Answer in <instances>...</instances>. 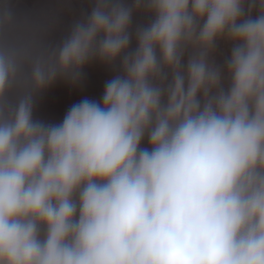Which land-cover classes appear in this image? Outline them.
Returning a JSON list of instances; mask_svg holds the SVG:
<instances>
[{
  "label": "clouds",
  "instance_id": "1",
  "mask_svg": "<svg viewBox=\"0 0 264 264\" xmlns=\"http://www.w3.org/2000/svg\"><path fill=\"white\" fill-rule=\"evenodd\" d=\"M56 23L0 0V264H264V0H89L50 43ZM94 61L118 67L101 101L33 118Z\"/></svg>",
  "mask_w": 264,
  "mask_h": 264
},
{
  "label": "rangeland",
  "instance_id": "2",
  "mask_svg": "<svg viewBox=\"0 0 264 264\" xmlns=\"http://www.w3.org/2000/svg\"><path fill=\"white\" fill-rule=\"evenodd\" d=\"M131 3V0H126ZM16 16L36 20L40 18L45 25H51L53 17H57V23L48 36L51 43L58 42L66 34L71 23L79 15L89 9V0H9ZM148 17L140 12L133 16V29L137 24L147 23ZM44 30L42 25L37 30L39 40L40 32ZM136 47L133 38L130 48ZM231 43L221 40L217 44L214 59L217 64L223 65L230 56ZM187 57H185V60ZM118 74V67L108 66L99 61L86 65L82 70V78L73 84L68 80L58 78L52 85L36 94L34 98L33 118L45 124H59L62 122L69 108L87 98L101 101L104 86L107 81ZM142 147H148L147 140Z\"/></svg>",
  "mask_w": 264,
  "mask_h": 264
}]
</instances>
